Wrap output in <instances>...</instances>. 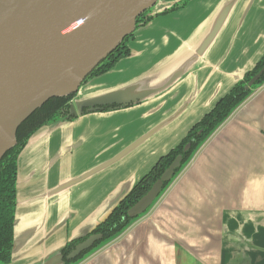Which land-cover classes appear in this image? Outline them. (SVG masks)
<instances>
[{
    "label": "crops",
    "instance_id": "obj_1",
    "mask_svg": "<svg viewBox=\"0 0 264 264\" xmlns=\"http://www.w3.org/2000/svg\"><path fill=\"white\" fill-rule=\"evenodd\" d=\"M215 2L191 0L152 17L128 40L129 55L87 80L79 93L109 90L151 68ZM248 2L239 0L198 68L196 86L194 76L186 74L143 102L47 127L20 153L15 248L8 264H29L55 250L69 234L91 227L258 59L264 50V0ZM237 24L231 50L212 71ZM188 98L192 103L174 122L109 167L52 193L58 184L114 157ZM151 208L77 264H264V84L202 144Z\"/></svg>",
    "mask_w": 264,
    "mask_h": 264
},
{
    "label": "water",
    "instance_id": "obj_2",
    "mask_svg": "<svg viewBox=\"0 0 264 264\" xmlns=\"http://www.w3.org/2000/svg\"><path fill=\"white\" fill-rule=\"evenodd\" d=\"M190 1L187 0V3ZM252 1L249 0L248 4L250 5ZM238 3L239 0H216L210 10L197 18L188 35L180 39L171 51L151 68L135 78L109 90L80 94L79 90L92 70L126 36L133 35L138 29L136 27L137 17L148 9L150 11L147 16L150 15L151 18L163 13L164 10L171 8L172 1L0 0V159L16 144V131L19 125L52 97L73 94L74 96L69 101V114L74 118L51 120L43 124L27 139L17 159L20 153L39 138L47 127L65 124L84 113L96 112L99 107L105 105L115 104L123 108L143 102L166 91L189 73L194 76L196 86L198 68L223 32ZM247 9L241 14L240 21L245 18ZM149 24L150 20L144 25ZM239 28L237 24L217 56L212 71L217 69L227 57L237 38ZM263 54L264 50L250 67L241 72L239 78H236L223 94L213 100L211 106L187 128L185 134L214 107L221 97L228 93L237 81L243 79L244 74L255 66ZM263 73L264 64L247 81L245 88H250ZM192 101L191 98L184 100L165 120L149 128L114 157L58 184L52 193L68 189L109 167L150 136L174 122L187 110ZM185 134L174 146L158 155L153 164L136 177L126 191L120 192L107 208L106 213L91 227L85 228L76 235L69 234L55 250L43 257L33 259L29 264H65V260L74 259L83 251L90 249L96 241L102 238V234L91 233L76 243L65 257L61 253L68 242L85 236L103 222L158 159L174 148ZM189 146L190 143L185 144L183 151H187ZM181 160V154L174 158L160 177L152 183L148 191L127 209V217L135 218L148 212L162 192L164 183L172 180L176 169L180 168ZM17 204L16 192L11 260L15 248L14 224Z\"/></svg>",
    "mask_w": 264,
    "mask_h": 264
},
{
    "label": "trees",
    "instance_id": "obj_3",
    "mask_svg": "<svg viewBox=\"0 0 264 264\" xmlns=\"http://www.w3.org/2000/svg\"><path fill=\"white\" fill-rule=\"evenodd\" d=\"M185 1L187 2V0ZM182 4H184V2ZM149 11L150 10L148 9L137 17L136 27L140 25V22L141 25H144L150 20L146 21L148 17L151 18V16H147ZM165 11L166 10L163 12ZM129 36H132V34L126 36L121 43L92 70V72L86 77L85 81L90 77L107 72L115 65L118 59L129 54V48L126 44ZM263 64L264 54L256 62L255 66L244 74L243 79L237 81L228 93L221 97L215 103L214 107L209 112L205 113L203 117L187 131L185 136L174 148L158 159L153 167L133 186L130 192L119 202V204L112 209L103 222L98 224L90 233H87L85 236L78 239H74L65 245L61 250L64 257L76 243L85 239L89 234H102V238L96 241L90 249L83 251L74 259L65 260V264H77L82 259L120 236L134 221L147 213L146 212L135 218H129L126 216L127 209L148 191L152 183L160 177L164 169L177 155L181 154V166L176 169L172 180L164 183L162 192L158 196L159 199L176 176L190 162L202 144L238 106H240L257 88L264 84L263 73L250 88H245L247 81L261 69ZM73 96V94H69L67 96L52 97L41 107L32 112L17 128L16 144L8 150L0 160V264L10 262L13 248V221L16 210L17 156L25 146L27 139L43 124L51 120H70L74 118L73 115L69 114V101ZM112 107L115 108L120 106L116 105ZM104 109H109V107L105 106ZM187 143H190V146L187 151H183L184 145Z\"/></svg>",
    "mask_w": 264,
    "mask_h": 264
},
{
    "label": "flooded vegetation",
    "instance_id": "obj_4",
    "mask_svg": "<svg viewBox=\"0 0 264 264\" xmlns=\"http://www.w3.org/2000/svg\"><path fill=\"white\" fill-rule=\"evenodd\" d=\"M166 1H172V6H171L170 9H168V10L166 9L165 12H169V11L175 10V9H177V8H180V7L184 6V5L187 3L185 0H166ZM183 2H184V4H182ZM185 2H186V3H185ZM181 4H182V5H181ZM149 16H150V15H149ZM142 19H143V18H142ZM149 19L151 20V18L148 17V19H146V21L149 20ZM143 20H144V19H143ZM139 24H140V25H138L137 28H138V27H141V26H144V25H141V22H140ZM130 37H131V36H129L128 39H127V41H126L127 47H128V40L130 39ZM128 48H129V47H128ZM128 55H129V54H128ZM128 55H127V56H128ZM127 56H125V57H127ZM125 57H122V58H125ZM122 58H120V59H122ZM120 59H118V61H119ZM118 61H117V62H118ZM117 62H116V63H117ZM116 63H115V64H116ZM114 66H115V65H114ZM86 81H87V80H86ZM105 106L109 107V109H106V110H105V109H104ZM105 106H103V107H99L98 111H112V110L120 109V107H115V108H113L112 106H116L115 104H112V105H105ZM5 154H6V153H5ZM5 154H4V155H5ZM4 155H3V156H4ZM3 156H2V157H3ZM2 157H1V159H2ZM1 159H0V160H1ZM16 180H17V168H16ZM16 192H17V190H16Z\"/></svg>",
    "mask_w": 264,
    "mask_h": 264
},
{
    "label": "rangeland",
    "instance_id": "obj_5",
    "mask_svg": "<svg viewBox=\"0 0 264 264\" xmlns=\"http://www.w3.org/2000/svg\"><path fill=\"white\" fill-rule=\"evenodd\" d=\"M152 207H153V206H152ZM151 209H152V208H150V209L148 210V212H149ZM148 212H147V213H148ZM147 213H146V214H147Z\"/></svg>",
    "mask_w": 264,
    "mask_h": 264
}]
</instances>
